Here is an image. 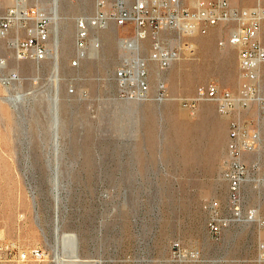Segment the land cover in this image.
I'll return each instance as SVG.
<instances>
[{
    "label": "rangeland",
    "instance_id": "rangeland-1",
    "mask_svg": "<svg viewBox=\"0 0 264 264\" xmlns=\"http://www.w3.org/2000/svg\"><path fill=\"white\" fill-rule=\"evenodd\" d=\"M15 1L0 0V6ZM231 2L251 6L257 0ZM59 3L61 15L71 19L69 33L59 20L56 85L55 58L19 59L0 39V59L19 76L0 88V236L41 247L45 264H59L56 253L74 264L73 242L77 264H264V186L254 180L243 186V217L252 212L253 219L233 220L217 235L209 228L215 211L231 216L224 171L233 120L259 133L257 149L242 159L251 179L264 178V106L253 102L223 115L213 102L192 112L178 100L211 81L238 91V51L220 44L234 25L184 39L163 32L171 46L182 45V56L166 69L151 61V93L132 98L122 94L116 72L126 59L148 56L152 38L130 51L120 42L125 29L111 23L92 33L88 57L72 67L75 17L94 8L92 1L81 9L71 0ZM44 5L52 14L53 0ZM161 80L168 96L160 99ZM261 90L264 95V64ZM180 250L189 255L179 256Z\"/></svg>",
    "mask_w": 264,
    "mask_h": 264
},
{
    "label": "built area",
    "instance_id": "built-area-1",
    "mask_svg": "<svg viewBox=\"0 0 264 264\" xmlns=\"http://www.w3.org/2000/svg\"><path fill=\"white\" fill-rule=\"evenodd\" d=\"M34 1V5L30 3ZM45 0H16L6 7L0 6V39H6L14 55L19 59L43 61L55 58L51 47L53 35L52 14L44 5ZM78 3L92 1L93 11L81 12L75 17V53L70 65L77 67L88 57L91 36L96 30L111 23L125 34L120 37L124 48L140 51L147 38H152L148 56L126 59L117 70L116 77L122 85V94L132 98H146L151 93L149 63L156 62L161 69L179 60L182 45L171 46L162 38L163 32L174 33L180 39L204 34L220 24H233L228 37L221 45H231L238 51L241 84L237 92L211 81L199 85L193 95L180 97L179 103L194 112L201 102H213L223 115H230L238 107H248L253 102L264 106L261 90V68L264 64V43L261 32L264 24V0L251 6H237L231 0H71ZM16 30V35L9 34ZM22 32V34H21ZM24 33V34H23ZM169 40V39H168ZM19 81L17 73L6 69V59H0V88L10 87ZM157 96H168L167 85L161 80ZM260 135L250 132L238 120L230 124V160L224 171L229 183L230 217H221L216 211L209 222L210 231L217 235L233 220L253 219L252 212L243 217V186L250 180L264 186V178L251 179L252 172L242 159V153L257 149ZM256 177V178H255ZM264 249V245H261ZM186 251H179V256ZM188 255L189 252L187 251ZM0 264H45V252L41 247L24 248L11 239L0 236Z\"/></svg>",
    "mask_w": 264,
    "mask_h": 264
},
{
    "label": "bare ground",
    "instance_id": "bare-ground-1",
    "mask_svg": "<svg viewBox=\"0 0 264 264\" xmlns=\"http://www.w3.org/2000/svg\"><path fill=\"white\" fill-rule=\"evenodd\" d=\"M79 6V9H81V8H85L87 5H86V3H81V4H79L78 5ZM53 9H52V20H53V23H54V31H56V37L54 38V41H53V43L51 44V47L55 50V61H54V68H53V73H52V75H51V82H53L55 85H56V83L58 82V80H59V77H60V63H59V45H60V36H59V20L60 19H63L64 21H65V25H64V32L66 33L67 31H68V33H69V30L67 29L68 28V24H69V19H71V16H67V15H61V13H60V3H59V0H53V7H52ZM63 32V33H64ZM54 34H55V32H54ZM51 84V83H50ZM52 85V84H51ZM56 90H58V89H56ZM51 94V93H50ZM50 97H52V96H50ZM56 97V96H55ZM10 98H12V97H10ZM22 98V95H19V96H17V97H13L12 98V100H13V102H16L17 101V99H21ZM51 99V98H50ZM55 99V98H54ZM53 107V106H52ZM58 110V109H57ZM56 115H58L57 114V112H56ZM56 119H58L57 118V116H56ZM53 120V119H52ZM55 120V119H54ZM55 123V122H54ZM58 131V130H57ZM55 132V131H54ZM58 133V132H57ZM54 190H57V186H56V189H54ZM56 195H57V193H56ZM57 216V215H56ZM57 218V217H56ZM56 221H57V219H56ZM56 228V235H57V238H59L60 237V234L61 233H59V227L57 226V227H55ZM67 236H70V235H68L67 233H63V235H62V237L65 239ZM62 238V239H63ZM63 239V240H64ZM59 241V240H58ZM58 243V242H57ZM65 243V242H64ZM57 248H58V246H57ZM72 248H73V252H72V255H70V257H72V259H73V261L75 262L74 264H77L76 262L77 261H79L81 258L79 257V254L77 253V248H76V243H72ZM57 250V249H56ZM186 252L182 255V256H184V257H187L188 256V253H187V250H185ZM56 257H57V259H58V262H59V264H64V262H63V260H62V258H60L61 256H59V254L58 253H56ZM70 259V258H69ZM82 262V261H81ZM80 262V263H81ZM79 264V263H78ZM82 264V263H81ZM83 264H85V263H83Z\"/></svg>",
    "mask_w": 264,
    "mask_h": 264
}]
</instances>
